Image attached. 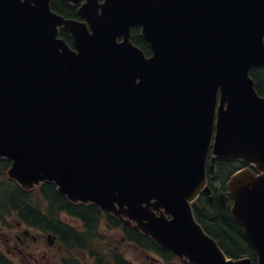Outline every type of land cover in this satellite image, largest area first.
<instances>
[{
	"label": "water",
	"instance_id": "water-1",
	"mask_svg": "<svg viewBox=\"0 0 264 264\" xmlns=\"http://www.w3.org/2000/svg\"><path fill=\"white\" fill-rule=\"evenodd\" d=\"M63 1L82 20L51 0H0L7 177L23 190L53 182L189 263L253 264L226 257L193 217L211 149V163L245 165L226 193L264 264V96L249 75L264 67V0Z\"/></svg>",
	"mask_w": 264,
	"mask_h": 264
},
{
	"label": "trees",
	"instance_id": "trees-1",
	"mask_svg": "<svg viewBox=\"0 0 264 264\" xmlns=\"http://www.w3.org/2000/svg\"><path fill=\"white\" fill-rule=\"evenodd\" d=\"M52 9L58 13L73 16L75 10L67 7L61 0H52ZM65 40L71 43L70 36L60 32ZM132 40L146 53L149 47L146 41L139 36L138 29H132ZM250 75L255 82L256 91L264 96V67H254ZM10 160L0 157V223L9 224V218L14 217L22 225L37 229L42 233H51L57 236V243L63 247L68 258H63L61 264H76L71 254L81 249L89 254L92 264H133L127 261L120 252V242L128 241L135 245L159 253L169 264H174L172 254L154 244L150 238L141 234L132 225L121 224L117 219L105 214L94 204H74L56 190L51 182L42 183L37 189L22 190L15 181L6 177V170ZM242 167L238 161L216 159L213 167L207 170L208 184L224 187L229 176ZM194 216L204 230L212 236L222 250L230 257L248 256L256 263L257 255L253 247L244 236L242 227L236 223L230 214L229 207L222 208L216 193L212 196L202 192L193 206ZM80 220L84 232H77V228L70 224L62 215ZM104 219L110 229H119L121 239L100 233V220ZM104 244V245H103ZM0 264H10L0 252ZM181 264H189L181 261Z\"/></svg>",
	"mask_w": 264,
	"mask_h": 264
},
{
	"label": "flooded vegetation",
	"instance_id": "flooded-vegetation-1",
	"mask_svg": "<svg viewBox=\"0 0 264 264\" xmlns=\"http://www.w3.org/2000/svg\"><path fill=\"white\" fill-rule=\"evenodd\" d=\"M62 2L65 6L72 7L75 10V15L73 16H68L64 14L62 15H64L65 17L80 19V16L77 13L78 6L73 7L72 5L66 4L63 0ZM148 47H149V44H148ZM149 52H150V47H149ZM219 190L220 191L223 190V189H220V185L213 186V188L210 187V195L212 196L214 192L217 194ZM230 202H231L230 196H228L226 198L225 206H222L220 201H219V204L222 208H227L228 207L227 203L229 204ZM70 219L73 220L71 224H75L77 226L76 227L77 232L83 233L84 229H83L82 223L77 219H72V218ZM5 231L6 232L0 231V236L4 238L3 244L5 247V249L4 250L1 249L0 252L6 257V261H8L10 264H16L15 260L10 257L14 254H17L18 256L24 259L33 260L36 264L40 262L41 259L46 260V264H52V262L54 263L55 260L53 259V261L51 262L50 257L47 255V253L50 256H52V258H55L58 252L60 253L61 247L59 246L58 249L55 250L54 249L55 243H52V241L49 243L47 238L45 239V241H43L44 244L42 246L38 244L37 239L34 236V234L24 229V227H22L20 223H17L14 227H7ZM82 246L83 245H79L78 249H81ZM61 259L62 258H59V260H57L58 264L60 263ZM155 263L156 261L154 262V264ZM77 264H82L81 259H77Z\"/></svg>",
	"mask_w": 264,
	"mask_h": 264
},
{
	"label": "rangeland",
	"instance_id": "rangeland-1",
	"mask_svg": "<svg viewBox=\"0 0 264 264\" xmlns=\"http://www.w3.org/2000/svg\"><path fill=\"white\" fill-rule=\"evenodd\" d=\"M9 221H11V219L9 218ZM0 227H3L2 225H0ZM6 228H0V231L6 232L5 231ZM35 232V231H34ZM35 234V233H34ZM119 235H120V231L118 229H116L115 231H112L111 236L116 239L119 240ZM36 237L38 238V236L36 235ZM4 238L0 236V249L4 250ZM43 244V242L41 243V245ZM55 250L56 247L54 248ZM121 252L123 253L124 257L129 259L130 261H132L135 264H154V260L153 258H158V255L153 253V252H144L142 249H140L138 246L131 244V243H122L121 246ZM47 255L50 257V261L52 262L53 259L55 260V262L52 264H58L57 260H59V258L62 256V254H60L58 252V254L56 255L55 258H52V256H50L48 253ZM12 259H14L17 264H36L33 260H28V259H24L20 256H18L17 254H14L12 256H10ZM159 264H164L161 260L157 261ZM37 264H46V260H42L40 262H38ZM156 264V263H155Z\"/></svg>",
	"mask_w": 264,
	"mask_h": 264
}]
</instances>
